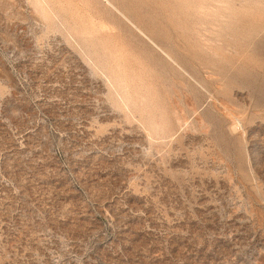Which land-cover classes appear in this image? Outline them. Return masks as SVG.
<instances>
[{
	"label": "rangeland",
	"instance_id": "rangeland-1",
	"mask_svg": "<svg viewBox=\"0 0 264 264\" xmlns=\"http://www.w3.org/2000/svg\"><path fill=\"white\" fill-rule=\"evenodd\" d=\"M0 264H264V0H0Z\"/></svg>",
	"mask_w": 264,
	"mask_h": 264
},
{
	"label": "bare ground",
	"instance_id": "bare-ground-1",
	"mask_svg": "<svg viewBox=\"0 0 264 264\" xmlns=\"http://www.w3.org/2000/svg\"><path fill=\"white\" fill-rule=\"evenodd\" d=\"M134 25H135V24H134ZM135 26H136V25H135ZM136 27H137V26H136ZM137 29H139V28L137 27ZM146 37H147V35H146ZM149 39H150V38H149ZM151 41H152V40H151ZM151 41H150V42H151ZM152 43H154V42H152ZM155 45H156V44H155ZM165 54H166V53H165Z\"/></svg>",
	"mask_w": 264,
	"mask_h": 264
}]
</instances>
